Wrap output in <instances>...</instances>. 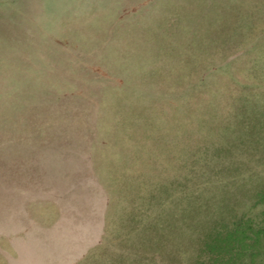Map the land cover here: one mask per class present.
<instances>
[{
	"label": "rangeland",
	"instance_id": "1",
	"mask_svg": "<svg viewBox=\"0 0 264 264\" xmlns=\"http://www.w3.org/2000/svg\"><path fill=\"white\" fill-rule=\"evenodd\" d=\"M241 105L264 111V0H0V264H169L141 228L178 159L264 171L219 148Z\"/></svg>",
	"mask_w": 264,
	"mask_h": 264
},
{
	"label": "trees",
	"instance_id": "2",
	"mask_svg": "<svg viewBox=\"0 0 264 264\" xmlns=\"http://www.w3.org/2000/svg\"><path fill=\"white\" fill-rule=\"evenodd\" d=\"M241 106L243 115L233 126V132H229L236 142L234 139L219 148L223 153H234L242 145L244 150H239L245 154L255 149L264 162V111L258 115ZM229 125L227 122L224 129L229 130ZM250 142L253 148L247 145ZM203 153L206 161L208 152ZM228 157L236 159L230 153ZM229 158L211 168L208 162L199 165L197 161L180 158L175 178L157 187L165 195L163 199L158 200L159 193H151L147 198L149 207L155 200L165 209L141 229L149 238L147 241L154 242L150 250L167 257L163 259L169 264H175L179 256L185 257L184 264H256L260 257L263 259L264 218L256 220L248 211L264 206V171L251 169L248 163L244 167ZM240 204H248V211L239 212ZM139 219L135 215L130 217L131 222H136V229L141 224Z\"/></svg>",
	"mask_w": 264,
	"mask_h": 264
}]
</instances>
